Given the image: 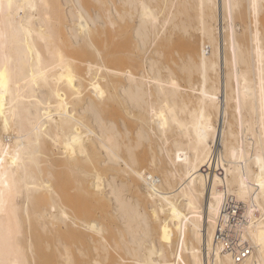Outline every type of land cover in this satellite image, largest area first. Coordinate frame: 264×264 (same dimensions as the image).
Segmentation results:
<instances>
[{
	"label": "bare ground",
	"instance_id": "6f19581e",
	"mask_svg": "<svg viewBox=\"0 0 264 264\" xmlns=\"http://www.w3.org/2000/svg\"><path fill=\"white\" fill-rule=\"evenodd\" d=\"M0 264H264V0H0Z\"/></svg>",
	"mask_w": 264,
	"mask_h": 264
},
{
	"label": "rangeland",
	"instance_id": "374dc122",
	"mask_svg": "<svg viewBox=\"0 0 264 264\" xmlns=\"http://www.w3.org/2000/svg\"><path fill=\"white\" fill-rule=\"evenodd\" d=\"M192 41L195 44V49L196 50L200 49L201 41L197 35L192 38Z\"/></svg>",
	"mask_w": 264,
	"mask_h": 264
}]
</instances>
